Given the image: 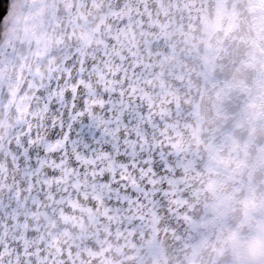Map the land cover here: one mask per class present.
Segmentation results:
<instances>
[{"label": "snow or ice", "instance_id": "snow-or-ice-1", "mask_svg": "<svg viewBox=\"0 0 264 264\" xmlns=\"http://www.w3.org/2000/svg\"><path fill=\"white\" fill-rule=\"evenodd\" d=\"M83 73L73 72L49 84L39 93L45 116L15 146L19 163L30 171L43 168L56 175L50 165L66 159L73 167H83L81 159L90 160L89 167L102 185H110L108 203L117 210L133 200L148 196L164 204L169 178L176 161L166 151L148 141L146 126H137L134 112L117 118L112 103H96ZM110 100L108 93L103 94ZM111 165V167H109Z\"/></svg>", "mask_w": 264, "mask_h": 264}, {"label": "clouds", "instance_id": "clouds-1", "mask_svg": "<svg viewBox=\"0 0 264 264\" xmlns=\"http://www.w3.org/2000/svg\"><path fill=\"white\" fill-rule=\"evenodd\" d=\"M244 264H264V231L241 244Z\"/></svg>", "mask_w": 264, "mask_h": 264}]
</instances>
